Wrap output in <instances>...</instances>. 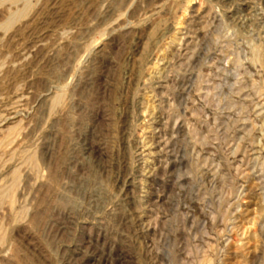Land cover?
Returning <instances> with one entry per match:
<instances>
[{
    "label": "rangeland",
    "instance_id": "1",
    "mask_svg": "<svg viewBox=\"0 0 264 264\" xmlns=\"http://www.w3.org/2000/svg\"><path fill=\"white\" fill-rule=\"evenodd\" d=\"M0 264H264V0H0Z\"/></svg>",
    "mask_w": 264,
    "mask_h": 264
},
{
    "label": "bare ground",
    "instance_id": "2",
    "mask_svg": "<svg viewBox=\"0 0 264 264\" xmlns=\"http://www.w3.org/2000/svg\"><path fill=\"white\" fill-rule=\"evenodd\" d=\"M221 1H227V0H221ZM117 20H119V19H117ZM120 20H121V19H120ZM115 22H117V21H115ZM118 22H119V21H118ZM118 22H117V23H118ZM117 23H115V25H116ZM119 24H120V22H119ZM110 25H111V24H110ZM120 26H122V25H120ZM120 26H118V27H120ZM113 27H114V24H113ZM122 27H123V26H122ZM112 29H113V28H112ZM118 29H119V28H118ZM120 30H121V29H120ZM122 31H123V30H122ZM121 33H122V32H121ZM182 83H183V81L178 82L179 85L181 84V85H180L181 88H183V89L185 88V89H186V87L183 85L184 83H183V84H182ZM176 84H177V83H176ZM183 89H182V90H183ZM183 91H184V90H183ZM57 97H58V96H57ZM56 100H57V99H56ZM55 102H56V101H55ZM53 105H54V104H53ZM171 114H172V113H171ZM173 114H174V113H173ZM173 114H172L171 117H173ZM175 115H176V114H175ZM175 115H174V117H175ZM177 116H179V115L177 114ZM174 117H173V118H174ZM179 117H180V116H179ZM180 118H181V117H180ZM176 119H177V118H176ZM174 120H175V118H174ZM179 120H180V119H179ZM179 120H178V121H179ZM179 123H180V122H179ZM179 123H176V122H175V123H174V127H173V128H175L176 130L178 129V132H179V130H180V128H179V127H180V126H179ZM171 124L173 125V123H171ZM169 125H170V122H169ZM169 127H170V126H169ZM181 128H182V127H181ZM169 129H170V128H169ZM170 131H171V130H170ZM173 131H174V130H173ZM173 131H171V133H172ZM178 132H177V133H178ZM175 135H176V134H175ZM169 136H170V134H169ZM171 137H172V136H171ZM167 139H170V137L167 138ZM172 139H173V138H172ZM172 139H171V140H172ZM167 141H168V140H167ZM172 141L174 142L175 139L172 140ZM167 144H169L168 147H171V146L173 145V143L170 142V140H169V142H167ZM167 144H166V145H167ZM162 145H163V144H162ZM165 147H166V146H165ZM171 148H172V147H171ZM172 150H173V149H172ZM150 152H151V151H150ZM172 154H173V153H172ZM168 155H169V154H168ZM175 155H176V154H175ZM33 157H34V155H33ZM166 157H167V156H166ZM172 158H173V157H172ZM27 159H28V158H27ZM32 159L34 160V158H32ZM167 160H168V159H167ZM34 161H35V160H34ZM173 161H174V160H173ZM35 162H36V161H35ZM175 163H176V161H175ZM33 164H34V163H33ZM171 164H172V163H171ZM177 164H178V163H177ZM166 165H167V164H166ZM34 166H35V165H34ZM169 166H170V165H169ZM176 166H177V165H176ZM170 168H171V167H170ZM34 169H35V168H34ZM174 169H175V168H174ZM198 170H199V169H198ZM14 172H15V171H14ZM15 173H16V172H15ZM15 179H16V177H15ZM12 180H13V179H12ZM15 181H16V180H15ZM15 181H14V182H15ZM181 182H182V181H181ZM12 184H13V183H12ZM15 184H16V182H15ZM15 184H13V185H15ZM11 186H12V185H11ZM9 188H10V185H9ZM8 190H9V189H8ZM10 190H11V188H10ZM6 192H7V191H6ZM9 192H10V191H9ZM3 193H4V192H3ZM11 194H13V193H11ZM5 195H6V194H5ZM8 195H9V194H8ZM3 197H6V196H3ZM11 197H12V195H11ZM11 197L9 196V198H11ZM4 199H7V198H4ZM10 201H11V200H10ZM11 206H12V204H11ZM150 253H151V252H150Z\"/></svg>",
    "mask_w": 264,
    "mask_h": 264
}]
</instances>
